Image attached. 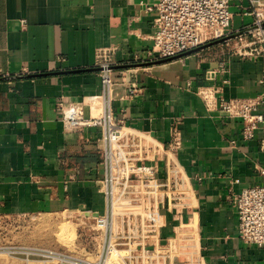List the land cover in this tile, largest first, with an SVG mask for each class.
<instances>
[{"label":"crops","instance_id":"obj_1","mask_svg":"<svg viewBox=\"0 0 264 264\" xmlns=\"http://www.w3.org/2000/svg\"><path fill=\"white\" fill-rule=\"evenodd\" d=\"M156 1L0 0V175L5 161L12 173L30 181L26 194L33 196V209H58L81 185L69 181L66 172L97 170L100 154L94 142L104 137V129L67 133L63 108L103 94L98 54L106 51L115 61L113 120L137 132L138 143L158 144L150 162L157 164L159 180L167 179L168 148L179 140L171 158L183 176L186 171L184 202L191 206L174 207L186 216L177 233L195 237L190 243L198 248L197 262L264 264V247L240 238L234 206L243 189L264 184L258 169L264 162L262 131L243 140L242 120L207 109L197 93L215 85L227 99L264 97V59L237 55L229 43L233 38L161 58L153 51L157 11L146 8ZM246 5L232 1L229 37L249 33L253 16ZM177 172L173 170L175 176ZM135 186L140 188L139 182ZM153 188L151 194L161 197V190ZM8 194L16 202L21 193L11 187ZM121 203L115 196L118 211ZM177 244L173 239L172 247L158 248L174 256ZM163 260L161 264H189L178 256Z\"/></svg>","mask_w":264,"mask_h":264},{"label":"rangeland","instance_id":"obj_2","mask_svg":"<svg viewBox=\"0 0 264 264\" xmlns=\"http://www.w3.org/2000/svg\"><path fill=\"white\" fill-rule=\"evenodd\" d=\"M227 37L229 35L207 42L224 40ZM249 38V34L233 37L229 41L231 49L240 46L241 40ZM122 140L130 157L134 159L133 162L141 160L147 163L154 159L158 144H140L139 136H134L133 140L127 137ZM168 151L171 163L166 171V178L169 174V181L168 179L156 182L141 180L138 194L130 195L131 197H127L126 200L120 197L122 203L119 207L123 211L114 214V231L99 228L96 215L92 214L94 209H101L96 207L94 199L100 189L106 188L108 209L102 216H109V222L112 223V190L105 182H96L102 180L97 170L88 171L86 168L78 171L75 168L66 172V176H70L69 181L73 179L81 183L77 186L76 193H73L66 200L65 205H61L58 209L54 205H42L38 209H33V196L31 192L26 194L32 187L30 181L21 174L12 173L10 165L3 161L0 175V250L13 247H41L64 252L70 257L85 262L101 261L102 264H161L169 255L189 259V264H199L198 248L192 249L190 243L195 237L192 233L185 235L177 233L178 225L186 221V216L181 211L176 212L174 207L176 206L178 210V207L191 206V204L184 202L188 198L183 190L184 182H187L186 171L183 168V176L176 168L177 163L171 158V156L175 157V151L169 149ZM173 170L178 171L176 178L171 177L170 171ZM136 182L138 181L130 182L129 185H135ZM154 185L161 190V197L151 194ZM11 187L18 188L21 193L18 194L16 202L9 200L8 193ZM82 193L85 194V199L80 198ZM40 198L38 197L37 200ZM101 198L105 205V195ZM158 215H162L161 222L156 219ZM173 239H177L179 245V248L177 247L179 251H176L174 256L170 255L168 250H159L158 246L172 247ZM149 250L154 253L148 252ZM57 262L54 261L53 264ZM0 264L25 263L0 254ZM29 264L40 263L31 261Z\"/></svg>","mask_w":264,"mask_h":264},{"label":"built area","instance_id":"obj_3","mask_svg":"<svg viewBox=\"0 0 264 264\" xmlns=\"http://www.w3.org/2000/svg\"><path fill=\"white\" fill-rule=\"evenodd\" d=\"M233 0H157L153 6H147L148 10L155 9V28L153 38V51L163 59L179 56L185 52L195 50L205 42L212 39L227 36L232 26L234 13L232 11ZM247 2L244 9L253 16L249 39L241 40L240 46L234 49L237 55L242 57H255L264 59V0H238ZM246 34L245 36H248ZM98 67L103 83L105 111L95 113L94 109L86 106V99L73 102L63 108V123L67 133L74 134L84 127L98 126L104 129V137L97 140L96 148L100 154V162L97 172L109 189L113 191L116 186H127L130 182H156L158 179L157 164L142 162L130 157L129 152L122 144L125 139L119 125L112 117L111 101L114 85L112 73L114 59L106 51L98 54ZM225 71L223 64L220 68ZM216 72L208 74L214 79ZM264 81V79L262 80ZM221 88L215 85L202 86L197 93L205 102L207 109H218L227 116L242 120V139L250 140L257 130L262 131L259 140L260 150L264 158V97L255 98H225L220 95ZM131 94L134 89H131ZM171 144L168 148L174 151L178 146ZM235 141L232 144L235 145ZM169 169V167H168ZM167 169V170H168ZM264 175L263 166H258ZM169 173V171H168ZM140 179V180H138ZM168 181L170 179L168 174ZM234 206L238 215L239 236L246 243L258 247H264V184H257L243 189L234 198ZM99 228L111 229L109 216L96 217ZM110 235V241H111ZM111 244L109 250L111 249ZM151 251V250H149ZM0 254L11 259L29 264L36 261L40 264H102L100 262L89 263L66 253L41 247H13L0 250Z\"/></svg>","mask_w":264,"mask_h":264},{"label":"bare ground","instance_id":"obj_4","mask_svg":"<svg viewBox=\"0 0 264 264\" xmlns=\"http://www.w3.org/2000/svg\"><path fill=\"white\" fill-rule=\"evenodd\" d=\"M112 88H114V85L111 86V89ZM85 101H86V106L93 108L95 113H104V111H105V102H104V97L103 96H100V95L89 96V97L86 98ZM119 130L122 131V134H123L124 138L127 137L129 139H133L134 136H139L138 134H136L137 132L131 133L130 131H127V129H124V127H119ZM139 137H141V136H139ZM170 174H171V177H175V178L177 177V176H175L173 174V171H170ZM133 186H134V188H132ZM139 189H140L139 187H137V186H135L133 184H130V185H127V186H123V187L116 186V187L113 188V191H112V200H113L112 210L113 211H112V223H111V230L112 231H114V214H115V212L116 213L120 212L114 206V197L116 196V197H118V199H120V197L121 198L124 197L125 199H123V200H126V198L129 197L130 195L131 196L132 195L135 196L136 194H138ZM152 190H153V188H152ZM102 195H105V197H106L105 198V205H104V203L102 201V198H101ZM81 199H85V194L84 193H82ZM94 201H95L96 207H99V208L103 209L104 211L101 210V209L100 210L94 209L92 211V214H95L96 217H99V216L103 215V213L106 214L107 213V209H108L107 189L106 188L100 189V191L98 192V195L95 197ZM156 206H157V204H156ZM121 211H123V210H121ZM105 230H107V229L105 228Z\"/></svg>","mask_w":264,"mask_h":264},{"label":"water","instance_id":"obj_5","mask_svg":"<svg viewBox=\"0 0 264 264\" xmlns=\"http://www.w3.org/2000/svg\"><path fill=\"white\" fill-rule=\"evenodd\" d=\"M250 31H251V28H250L247 32H250ZM242 34H243V33H238V34H236V37H237V36H241ZM229 38H233V36H230V37L224 38V40H225V39H229ZM220 41H222V40H219V42H220Z\"/></svg>","mask_w":264,"mask_h":264}]
</instances>
